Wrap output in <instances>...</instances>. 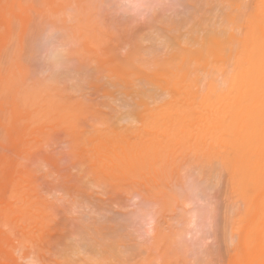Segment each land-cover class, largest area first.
<instances>
[{"label": "rangeland", "instance_id": "obj_1", "mask_svg": "<svg viewBox=\"0 0 264 264\" xmlns=\"http://www.w3.org/2000/svg\"><path fill=\"white\" fill-rule=\"evenodd\" d=\"M41 1L38 0L37 3V0H0V89H2V94L0 91V95L2 96H0V264H264V83L261 82V80L263 81L264 77L259 78L261 75L264 76V67H262V65H264V60H262L264 59V0H230L232 3H235L237 1L235 5L233 4V6L232 4H230L229 6V2L227 1H212V7L214 9L212 14L214 13L215 16L218 14L216 16V19L215 17L213 18V16H210L212 18H210L209 20L206 17V13H204V17L206 19L204 18L203 23H205L207 20L205 25L199 27L196 23L194 27H198V29L201 28L200 31H205L206 29H208L206 28V26L210 27L212 25L211 27H213V24L216 25L214 26L215 28L217 26V28H222L224 26V23H222V19H224L225 17H222L221 15L223 14L225 16V14L231 10L230 12L232 14L229 15H233L232 19L235 18V21L231 22L234 26H232V24L229 22V25H226V30L232 35V38L229 42H226L229 44L220 46L218 48L220 50H217V53L215 52L214 54H212V57L207 55L210 57L209 60L208 57H205V53L204 57L208 61H205L203 58L199 59V61L203 60L202 62L200 61L202 64H199L200 68L199 65L196 64L198 61L195 62L197 58L191 59V63L189 62L190 59L188 60V62L186 60V64L183 58H178L182 63L184 62V65L180 67L178 66L182 65L181 62H178L179 65L177 63L174 65V63H171V60L169 61L168 58L171 57L170 55L172 51L168 52L170 50L177 48L175 52L178 53L182 52L181 50L189 49L188 51L192 52L199 49L201 42H205L204 31L202 36V32L198 31L197 28V30L192 29L194 28L192 26V24L194 25V23H191L194 22L192 18L191 19L193 21L191 19L187 21L189 22L188 26L183 24L178 26V28L174 26L177 28H175V32H173V30H170L173 33L179 31L178 35L183 36L177 42L179 43L177 44L179 46L174 44L172 45L173 47H171V44L168 45V43L164 45L168 40V36L172 33L170 31H168L169 35H167L166 32H163L167 38L164 36L165 38L162 37V39H164L161 40L158 37L160 32L162 33L159 28L161 22H168L167 20H170L171 17V19L175 20L173 16H176L175 21H179L178 18L180 14L179 22L183 21L184 23V12H186L187 16H190V14H188L190 13V7L186 8L188 6L187 0H111L112 3L108 5H106L108 3L107 1H105L106 4H103L104 2H93V6L96 7H93L91 3L90 5H87L88 3L86 4V0H81V2L83 1L82 3L84 4V6L87 9L89 8V10L87 11H89L90 13H92L91 10L93 11V13L98 12V17L96 19L101 20H99L100 22L98 21L99 23H97V25L100 24L99 26L95 25L97 22V20L94 19L95 15L94 17L91 16L92 18H90L89 15L87 16L89 17L87 18V22L85 19L82 20L83 23H79V19L81 17H78L79 19H76V17L73 16V13L70 12L71 9H73L74 11L75 7L78 8V3L82 4L80 3V0H77L78 3L76 0V3L72 1V4H75L73 8H71L69 5L70 0H67V2L69 1L68 7L67 3H65L66 0H50L51 2L49 0V2L47 0H43V6H40ZM117 1L119 2V4L117 3ZM196 1L195 3H198V1L200 2L202 0ZM205 1L206 6H204V11L209 12V5L211 4H208L207 0ZM157 2H159L160 4H158ZM210 2L211 0L209 1V3ZM222 4H225V6H223ZM156 5L158 6L156 7ZM165 5L168 6L166 7ZM183 5L185 7H183ZM37 6H39V9H41L40 7H43L45 11V13H43L44 15L42 14V12L44 11L41 12L40 10L38 11L39 13L36 12V9H38ZM222 6L224 9H221V13L220 8ZM227 6H229V8H227ZM69 7L71 8L68 9L70 18L69 15H67L68 12L66 13V9ZM97 7L99 9H97ZM115 8L117 11H115ZM157 8L159 9V11H157ZM79 9H77L78 13L80 11ZM218 9L221 15L217 13ZM59 11L61 13L60 15H62V13H66L63 14V16L66 15L68 17V25H72L71 17L73 18V20L75 18L73 24H75V28L77 30V27H79L78 34L77 36L75 35L76 38L78 37V39L82 40L83 38H81V36L83 34L85 35V33L88 32V36H90L88 37L86 34V37H84L86 39L82 40L86 44H88L89 42L88 45H84L85 43L82 41H80V43H82L80 44L79 40L78 43L80 45L77 43L75 44L76 46L78 45L77 47L82 50V53L79 52L82 58L84 52V55L86 54V52H89L91 56H89L87 53V59L89 58V60L91 59L95 63L96 61H99L97 62V64L100 66V68H97L96 64H94L91 60L90 62H88L89 60L86 61V57H84L86 64L87 62L89 64L92 62L91 65H94L92 68H90L91 65L87 64L88 66H90L87 67L89 70L96 74V79L93 83L95 84L96 82V85L99 86L96 87L93 85L94 87H91L94 89H87L86 92L84 91L86 87H84L85 89L83 88L84 90H81L82 92H80L79 90L82 89L83 84H86L85 80V82L81 84L82 86H80V84H77L75 85L76 87L74 85H71L75 84L73 83L74 80L73 82H69L70 80H66L68 82L67 84H69L67 85L69 86V88L65 85L61 87L62 90H64L63 88H65V91L64 93L62 91L61 94V91L59 90V93L63 95V98L61 99L59 94L60 100L59 98H56L58 97V95H56L54 91L56 90L58 94V88H60V86L62 85L60 84V82L62 81H58L59 83L56 81L57 83L55 82L52 88H49L50 91L51 89H54L50 94L55 93L53 94L51 99V95L48 94L49 90H47L46 95H44L45 92L44 90L42 91L44 87L42 88L43 85L39 84L44 77L49 79L50 74L47 73L49 70L46 71L44 69H40L41 67L37 69L38 65L36 67L34 65H30L31 63H34L36 65L38 61L35 60L37 59V57H35L34 54L38 53L40 62H42L43 59L46 58L45 51H47L44 48L43 50L42 47L40 49L39 46L30 53V46L36 36L35 32L37 31V26H39V24L36 26L37 28L35 27L36 29H34V26L40 22V18L43 21L45 20L47 22L51 21L54 17L57 18L56 15L57 13H59ZM105 11L109 13L107 14L106 12V15H109V17L104 16ZM204 11L198 10L197 12H194V14L197 13L198 16H200L201 14L203 15ZM83 12H85L84 8ZM81 13H79V16H82ZM149 13H151V17L154 15L155 17L158 15L160 17H165L164 19L161 18L163 21L159 20L158 18H156L157 21H154L156 19H154L153 17V21L157 26L156 27L155 24L152 25V18L149 16ZM163 13L165 14L163 15ZM181 13H184V15H182L183 20L181 19ZM47 14L48 17L45 16ZM219 15L220 17H222L221 20L217 19ZM207 16L209 15L207 14ZM31 17H33V19ZM61 17L60 19L63 20ZM37 18H39V20ZM45 18L48 19L46 20ZM82 18L84 19L86 18V16L84 15V17ZM197 18L199 19V17ZM243 18L245 19V21ZM106 19H110V21H113L109 22L107 26L106 23L108 22ZM115 19H117V23L115 22ZM194 19L195 22H197L195 15ZM77 20L80 25L77 24ZM104 20L106 21V23L104 22ZM174 20L173 24L175 23ZM84 21L88 24V26L87 24L85 25V28L87 30H90L91 28L95 30L86 31L83 28V25L85 24ZM113 22H115V24ZM118 23L119 25L117 27L116 24ZM221 24L223 26L219 27ZM148 26L150 29H148ZM183 26L185 27V29L183 28ZM189 26L191 29H189ZM97 27L99 28L97 29ZM152 28L157 29L159 32L157 31L158 33H156V30L154 29V31L152 30ZM186 28L188 29V31L194 30L195 32H197V34L199 32V39L197 42H195L197 44L193 43L196 47H193L194 45L192 43V46L190 45V43H186L189 45L185 47L186 44L185 42H183V40L188 34ZM29 29L30 31H28ZM80 29H83L84 31L82 30L83 32H81ZM101 29H104L105 31L103 32V30ZM33 30L35 36L33 34ZM149 30L150 34H147ZM20 31H25V35L22 34L24 35L23 38H25L22 40L17 36V34L20 35ZM152 31L155 33H153ZM30 33L33 37L30 35ZM45 33H47V31ZM142 33H144V36ZM74 34L75 33H73V35ZM53 36L52 39L55 38L54 40H51L50 38L47 41H50L52 43L55 41L54 44L57 47V38ZM159 36L161 37L163 36V34ZM17 37L19 40L17 39ZM139 37L144 41L140 40ZM201 37H203V40L200 39ZM11 38L16 40H13ZM150 38H152V41ZM89 39H91V41ZM156 39L158 40L156 41ZM261 39H263V43L261 42ZM87 40L89 41L87 42ZM164 40L166 41L163 42ZM181 40L184 44L181 43ZM16 41H19L20 43L22 42V45L20 43L19 45ZM47 41V46H50L48 45L49 42L47 43ZM75 41L77 42V40ZM97 41L100 43H98ZM161 41L163 42L164 46L161 44ZM244 41L248 45H245ZM258 41H260L262 45ZM142 42L143 44H141ZM198 42L200 45H198ZM237 42L240 44L242 43L244 47L242 44V47L240 44L237 45ZM137 43H140V45H137ZM154 43L156 44L154 45ZM54 44L52 45L54 46ZM249 44H253V46L259 45V47H262L259 48L257 46H254V53L251 52L247 54V52H250L249 50H247ZM7 45L10 47H8ZM69 45L73 46V44L71 43H69ZM69 45L67 44L64 45V47L62 46L60 48H55L66 49V46ZM91 45H93V48ZM152 45L156 46L154 48L155 50H158H156L155 52L160 53V55L158 54L157 56L160 57L158 58V60L157 57L152 55V51L154 50H149ZM17 46L23 48L19 49ZM87 46L88 48L91 46L89 50ZM95 46L98 47L95 48ZM138 46H140L141 48H139ZM159 47H163L164 50H161V48ZM178 47L180 51L178 50ZM182 47L184 49H182ZM14 48L17 52L13 50ZM51 48L53 47L51 46ZM94 48L96 51L100 52L97 53L99 55V57L97 55L98 60H95L96 56L94 55L96 54V51L94 50ZM167 48H169L168 51ZM244 48L246 49L245 51H243ZM257 48H259V51L257 50V52H255ZM18 49L21 51L18 52ZM137 49L138 51L143 50V52H138ZM145 49H148L147 51H150L151 56L149 52V55L146 53L147 51H145ZM261 49L263 50L261 51ZM39 50L43 53H41ZM48 50L51 51V49ZM241 50V53H243L241 55H243V57L239 54ZM159 51H161L163 54ZM39 52L41 53V55L39 54ZM175 52L173 50L174 54H176ZM244 52L246 53L244 54ZM10 53L12 55H10ZM139 53L142 55H139ZM144 53L146 54L143 58ZM256 53H258L257 56L255 55ZM14 54L22 55L21 58L20 55H18L19 57L15 55V57L17 56V58H19L17 59L12 58ZM24 54L26 57L24 56ZM102 55L104 57H102ZM130 55L132 56L129 57ZM163 55H168L165 60L161 59L164 58ZM245 55H248L250 57L248 58V56ZM100 56L104 59L105 63H102L103 60H99L102 59ZM214 56L215 58H213ZM261 56L262 59L260 61L259 57L261 58ZM31 57L35 59L33 60ZM105 57H107L108 60L105 59ZM246 57L248 58V60L253 59L252 61L256 59L257 61L255 60V63L257 64H254L256 65V67L261 65L260 67H262L263 72L261 68L254 67L255 65H253L252 61L251 63L249 61H246V63H250H248L249 65L247 66L249 70H252L250 69V67H254L253 70H261L260 73H258L259 70L256 71L257 73L254 70V73L257 74V76L254 75L255 79L257 77L256 82L253 81L255 80L253 78L254 73L250 74L251 71L249 70H247L246 72L249 73V76L251 75V77H247L242 74L243 70H241V76L244 75L247 78L242 79L240 74L239 77L236 78H241V80H244V86H247V84L251 85L252 83V88H246L248 91H243V98L248 97V99H245V103L243 101L244 99L242 98V100L240 98V90H237V92H235L234 94L231 93L234 92L233 89L236 90L240 87H243L241 85L240 87H238V84H240L239 82L241 80H239V82L238 80L236 81L238 84H236L235 82L236 86L238 85L237 88L234 84L233 85L235 88H232V84L229 83V79H231V82H234L236 80H234L233 77L235 76V74L232 76L233 78L230 76L236 69H239V67L241 68L242 61L244 62L242 67H245L244 65H246V63L244 60L247 59ZM26 58H29V61L26 60ZM240 58H242V61L240 60ZM30 59L33 60V62H30ZM159 59L162 60H160L161 63L163 61H166L165 64L169 61L172 65L171 67L173 69L175 67L177 71L176 74L174 73L175 71H173V69L169 66L170 63H168V67L166 66L168 68L166 70L164 63L161 64L160 62H158ZM11 60L13 61V63L11 62ZM172 60L173 62L176 61H174V59ZM238 60H240V62H238ZM258 60L261 62V64H258ZM144 61L146 67L143 66ZM152 61L154 62V64L152 63ZM100 62L103 64L102 66ZM212 62L213 66H215L214 68L211 66L212 64H210ZM10 63H12V68H10L9 66ZM14 63L17 65L19 63L20 66L17 68L16 65L14 66ZM114 63L118 65H115ZM129 63L130 69H132L128 71V75H130V78L135 76L134 79H136V81L143 76L153 75L155 71H160V69H163V67L166 70V72L163 71L164 75L161 73V75L163 76H158V72H155L157 73L156 77L158 76V79L160 77H164L166 73L170 71L168 72V74L170 75L172 73L174 83L177 82L176 79L178 78L179 81L180 79L184 81L183 83L182 81H180L181 83L178 82L179 84L175 85L172 81L169 82L168 74L164 78V80H166L165 82L163 78H160L159 84H163L162 88L164 89V92L162 90H159L158 88L157 93H160V91L163 92L160 95L162 98L159 96V94L158 96L153 97L154 99L156 98L155 101L154 99L152 101V99L145 97L147 103L145 102L142 106L143 108L140 109V112L142 113H140V117L136 119V117L128 115L130 117L127 118L128 116L126 115V119L125 116L123 119V116H121V114L125 115L126 110L129 112L132 109L133 105L129 106L128 102H130L131 104L132 100L134 101V97L133 95L132 97H130L129 94H126L131 98V100L127 101L126 104L125 99L128 100V96H125V94L122 95L121 91L119 90V99H122V102L124 103L122 104V102H118L120 100L118 99L117 101L116 97L118 96H115L117 94V89L111 87L116 85V88L121 89L123 87V84L121 86L120 83L116 84L113 81L111 82L110 80V84L114 83V85L111 84V87L109 86L111 91L116 93L113 94L112 92H110V90L108 91L109 83L107 84V82L109 81V78L115 79V70H120L122 66L126 68L128 67L127 64ZM147 63L151 65H148ZM131 64L135 67H132ZM157 64L159 65V68ZM154 65H157V67H154ZM116 66H118V69L116 68ZM194 67L198 71H195ZM205 67L207 69H205ZM146 68L149 73L147 71H144V74L146 73V75H144L143 69L146 70ZM182 68L184 69L182 70ZM202 68H204L205 71ZM57 69L60 68L58 67L56 68V70ZM121 70L123 69L121 68ZM134 70H137L138 73L135 74L136 72ZM184 70H186L185 74L183 73ZM125 71L123 70V72L127 74ZM187 71L189 76L186 73ZM139 72L141 73L140 76ZM13 73H16L17 76L16 74L13 75ZM28 73H31L30 78ZM247 73L245 74L248 75ZM111 74H113V76L109 77V75ZM98 75H100L101 79L97 78L99 77ZM181 75H186L185 77H183L185 79L190 78L189 80L191 81H189L188 79H182L183 77H181ZM194 75L196 77H194ZM11 76H14V78L11 79ZM127 76L126 83L130 84L132 88L134 87V90L141 87L134 86L136 81H133V84L132 79H130V81L128 82L129 78L127 79ZM172 77L170 76L171 80ZM6 78L11 79L12 81H8ZM23 78L25 79L23 80ZM248 78L253 79H250L251 82H248ZM31 80L33 84L32 82H30ZM6 81L8 83H6ZM25 81H29L32 84V86H30L31 89L28 86L29 82L26 83ZM63 81L65 82V80ZM140 81L138 80L136 83L138 86V82L140 83ZM81 82H83V80L80 81V83ZM101 82L103 83L102 87L100 86ZM253 82H258V84H256V87L261 86V89L263 88V90L258 88L259 91H257L258 89L254 87L255 85H253ZM58 84H60V86ZM88 84L87 87L89 88ZM78 85L80 86V89H78L79 92L77 91V87L79 88ZM164 85L166 87L168 85L169 87H167L169 89H167V92H165L166 90ZM173 85L174 90L172 88ZM226 85L228 86V88L226 87ZM25 86L30 90L27 88L26 90ZM7 87L9 88L7 89ZM21 87H23L26 92ZM37 87H39V89L40 87L42 88V93L40 91H37L38 93L36 92ZM95 87L97 89H95ZM102 88H106L107 91L110 94L112 93L111 95L114 96L106 94L107 91H103ZM253 88L255 90H253ZM227 89H231L232 91L230 90V92ZM249 90H251V92L253 91V95H251L253 97L258 94V97H254L256 100L250 96ZM10 91H12V101L14 102L13 98L15 99V102L13 104L15 109L12 106L10 107ZM173 91L176 92L173 93ZM227 91L231 94L229 93L228 95ZM14 92L16 93L14 94ZM28 92L37 93L35 95L38 96V101H35L37 100V97L35 96L34 98V94L31 95ZM83 92L85 95L81 96ZM260 92H262L263 96L259 94ZM17 93L18 100L16 97H14L17 96ZM26 93L28 94V96H26ZM168 93L170 97L168 96ZM69 94L70 98L75 101L74 105V101H72L69 96H67ZM232 94L235 96L233 97ZM236 94H239L240 97H238V95L236 96ZM42 95L43 97H45L40 100ZM205 95L208 96L209 100L206 98L207 96L205 97V99H207L206 101L205 99L202 100V96ZM223 95H225L224 99L222 98ZM5 96L7 98H4ZM48 96L49 100L52 102H49V100L47 99ZM124 96L126 97L125 99ZM218 96H220L219 100L222 98L224 101L217 102ZM29 97L33 98V100L35 99L34 103L35 105L37 104L35 110L39 108L38 110H40V117L38 116V114L36 115L37 117L35 116L34 113L36 111L38 112V110L33 111L31 107L35 106L33 100L30 101L31 98L29 99ZM157 97L160 98L157 99ZM225 97H227V99L231 98V100L226 101ZM64 98L66 102L65 100H63ZM232 98L235 99L232 100ZM260 98H263L261 102L259 101ZM54 99H58L59 101H55ZM237 99L240 102L239 104L242 103L241 105L238 104V101L235 102V100ZM2 100L4 101V103ZM211 100H213V102ZM253 100H255L254 105ZM43 101L46 105L43 104ZM61 101H63L65 104L63 102L61 103ZM77 101L79 102V105L77 104ZM16 102L18 103L15 104ZM23 102L25 105L23 104ZM53 102H56V104ZM58 102L61 106L57 105ZM259 102L261 105L259 104L260 106H256L255 104ZM30 103L33 104V106H31ZM50 103L53 104L50 105ZM66 104L73 107H69ZM62 105L65 106L63 107ZM5 107L9 108L8 111ZM122 107L124 110L122 109ZM24 108L30 109L29 111L27 110L28 112H26V110L24 111ZM45 108L49 111V113L46 110V114H42L41 111H44ZM71 108L74 111H72ZM114 108H118L120 112H118ZM13 109L17 112H13ZM49 109L52 110L53 113ZM121 109L123 113L121 112ZM10 110L12 111V114H16L21 111L22 113H20L22 114V116L19 113L17 115L19 117L21 116L20 118L18 116H15L14 120L16 121H14L13 119L10 120V117L13 118ZM76 110L78 112H76ZM59 111H61L60 116H58ZM25 112L28 113V116L30 115L28 118H26L27 115L25 114ZM50 113L51 115L54 114V117H57L54 118L50 115ZM71 113L74 114L76 118H74ZM7 114H9L8 120L6 117ZM43 115L45 117H43ZM32 117L34 119H32ZM46 117L47 119H44ZM112 117H115V123L118 124H116L115 126H118V128L113 125L115 123L114 118ZM118 117H120L119 119L122 120L119 121ZM36 118L41 119L35 121ZM107 123L108 130L111 133L113 132V135L108 130L106 131L105 127ZM257 126L259 127L257 128ZM247 127H249L250 131L249 129H247ZM260 127L262 128V130ZM113 128L117 132H121V135H118L116 132V134L120 136V138L118 137V139L120 140L123 138L122 133L124 132V138L122 139L121 145H119L120 142L118 141L117 137L114 136L115 131H113ZM253 128L256 130H254ZM99 129H101V132L103 130V132L101 133ZM104 129L106 134H108L107 132H109V136L107 135L108 138L106 137L108 140L110 138V140L108 141L109 144L106 139V145L105 142L103 143L100 140V142H102L103 146L105 147H103L102 144L99 147L95 146L96 144L92 145V142L95 143L96 141L97 144H99V140H97L96 138H99L100 136L101 138L103 136V140L105 139ZM94 130H97V132L95 133ZM91 135H95L96 138L95 136L92 137ZM111 135L112 137H110ZM93 138L94 140H96L92 141ZM112 138L117 139L115 140V142L118 141L117 144H110L112 141L114 142V140H111ZM89 140L91 141L89 142ZM84 142L86 145H84ZM89 143L92 146H90ZM80 145H82L83 147H81ZM88 145L90 146V148L88 147ZM85 146H87L88 148ZM93 146L94 148H91ZM204 147H206L207 150ZM201 148L204 149V151L206 150V152H210L212 149L214 152L211 151V157H216V160H214V158L210 159L208 156H206L208 153L205 154L206 152L202 151ZM197 153H199V155ZM204 154L208 158L204 157ZM212 154H214V156ZM205 158L207 159V161L205 160ZM197 161L199 162L198 164L196 163ZM208 161L209 163H207ZM204 162L207 163V168H201L202 166L206 167V165H203ZM221 163L223 164L222 166L225 168V171L227 170V173L223 171ZM208 164L209 167L213 165L211 167V170L210 168H208ZM225 166H227L228 168H226ZM212 168H215L214 172L212 171ZM181 191L184 194L186 193L185 198L183 199L182 197H184V194L182 193L183 196L179 195V193L181 194ZM147 198H150L151 201L149 199L148 201ZM158 201L160 202L158 203ZM161 202L163 205H159ZM219 202L222 204H219ZM219 207L220 209H218ZM204 209L205 211H203ZM139 211L141 212L138 213ZM132 213L135 216H133ZM130 218L133 220H131ZM123 221L125 223H123ZM217 221L220 223V225ZM91 224L96 225L91 226ZM120 224L121 226L119 227ZM100 225H103V228ZM116 226L120 228L122 232L119 229V231L115 229ZM222 226L224 229L222 228ZM95 227L98 228L97 231L101 232L105 239L107 238L105 240V243L103 242L104 244L102 242L100 243V241H103V239L98 236V232L96 231ZM104 227L107 228V230L105 231L106 235L103 233L105 230ZM83 228L88 230L89 232L84 231ZM90 228L93 232L95 230L94 234H97L94 237H97V240L95 239L97 241V244H94V242L96 241L91 235L92 232ZM123 228L126 229H124L123 231ZM108 229L110 231L112 230L111 232H109L108 236L110 239L106 237L109 231ZM116 230L118 233H116ZM125 230H127L126 233H124ZM84 232L86 234L90 233L89 236L87 237ZM113 232L115 236H113ZM110 233L112 234V237L110 236ZM121 234L123 237L130 235V239L128 240L129 236H127L126 239H124V237L123 240L121 239L122 241H120L119 238L121 237ZM99 235L101 234L99 233ZM80 237L82 239H80ZM132 237H134V240L132 239ZM87 238L92 239V241L90 242V240H88ZM82 240H84L85 243L83 241V243L80 244ZM86 240H88V243L86 242ZM107 240L113 242L112 246H114V248H111L110 251V246L108 245H110L111 242L109 241V243ZM106 241L109 244H106ZM98 242L101 244V247L99 249ZM123 242L125 243L121 244ZM133 242H137L136 244L138 245L140 244L139 247L141 246V248H138V245L134 248ZM86 243L89 245H87ZM90 244H92L93 246ZM105 244L107 248L105 247ZM117 244L118 246H116ZM129 244H132L131 246L133 248L130 247ZM122 245H124L123 250ZM85 246L87 248H85ZM103 246L105 250L103 249ZM93 247L95 248L93 249ZM116 247H119L117 248L118 250H115L116 253L119 252L117 254L112 251ZM83 248H85V250ZM128 248L131 251H129ZM131 248L134 250V252L137 248V252L134 253ZM92 249L93 251L97 250V253H92ZM138 249H140L141 251H138ZM103 251L104 254L105 252H107L108 255H102ZM126 251L128 252V254ZM181 251H184L185 253L183 252L184 254H178L181 253ZM96 254L97 256H95ZM132 254L134 255V257ZM109 255H111V257ZM116 255L120 259L116 257ZM104 256L106 259H104Z\"/></svg>", "mask_w": 264, "mask_h": 264}, {"label": "bare ground", "instance_id": "obj_2", "mask_svg": "<svg viewBox=\"0 0 264 264\" xmlns=\"http://www.w3.org/2000/svg\"><path fill=\"white\" fill-rule=\"evenodd\" d=\"M40 1H41V0H40ZM42 1H43V0H42ZM42 1H41V3H40V4H41L40 6H43V2H42ZM45 1H46V0H45ZM47 1H48V0H47ZM49 1H50V0H49ZM49 1H48V2H49ZM72 1H73L74 3H76L77 0H76V1H75V0H70V2L68 1V2L70 3L69 5H70L71 8H73V7L75 6V4H74V5L72 4V3H73ZM78 1H79V0H78ZM78 1H77V3H78ZM83 1H84V0H83ZM83 1H82V2H83ZM88 1H89V2H88ZM105 1H107L108 3L106 4ZM112 1H113V0H112ZM112 1H111V0H109V1H108V0H86V4L88 3L87 5H90V3H91L92 6H93V5H94L93 2H95V3H96V2H97V3H99V2H104L103 4L108 5V4L112 3ZM152 1H153V0H152ZM180 1H181V0H180ZM182 1H183V0H182ZM195 1H196V0H195ZM195 1H194V0H187V5H188V6H187L186 8L190 7V8H189V12H190V13H188V14H190V16H187V15H186V12H184L185 15H184V13H183V14L181 13V19H182V15L185 16V17H184V18H185V19H184L185 22L189 21V20L192 18V19L194 20V22H191V21H190V22H191V23H194V25L192 24L193 27L196 25V23H197V25H198L199 27L205 25V23L207 22V20H206L205 23H203V22H204V18H205V17H204V13H206V17H207V19H209V20H210V18H212V17H210V16H213V18L215 17V19H216V16H217L218 14H217L216 16H215L214 13L212 14V12H213V10H214L213 7H212V6H213V4H212V1H213V0H211L210 3H209L210 0H207V3H208V4H211V5H209V9H210V11L212 10L211 12H210V11H209V12H208V11H206V12L204 11V10H205V9H204V6H206V5H205V3H206L205 0H202V1H200V2L198 1V3H195ZM217 1H218V0H217ZM220 1H221V2H222V1H223V2H224V1L229 2V3H228L229 6H230V4H232V6H233V4L235 5L236 2H237V1H236V2L234 1L235 3H232L231 1H233V0H231V1H230V0H220ZM239 1H240V0H239ZM48 2H47V3H48ZM50 2H51V1H50ZM68 2H67V0H66V2H65V3H67V7H68ZM82 2H81V0H80V3H82ZM148 2H149V1H148ZM161 2H162V1H161ZM196 2H197V1H196ZM213 2H215V1H213ZM221 2H219V3H221ZM230 2H231V3H230ZM37 3H38V0H37ZM84 3H85V2H84ZM113 3H114V2H113ZM117 3L119 4L118 1H117ZM155 3H156V1H155ZM155 3H154V4H155ZM157 3L160 4L159 2H157ZM183 4H184V3H183ZM214 4H215V3H214ZM44 5H45V2H44ZM77 5H78V8L75 7V8H74V9H75L74 11H73V9H71L70 7L67 8V9H66V13L69 11L68 9H71L70 12L73 13V16H75L76 19H79L78 17H81V18H80L81 21H80V19H79V23H80V22L83 23L82 20H85V19H86V22H87V18H89V17L92 18L91 16L94 17V15H95L94 19H96V18L98 17V16H97L98 12L93 13V11L91 10V12H92L93 14L90 13L89 11H87V10H89V8L87 9V8L84 6L83 3H82V4H79V3H78ZM77 5H76V6H77ZM97 5H98V4H97ZM180 5H181V4H180ZM185 5H186V4H185ZM219 5H220V4H219ZM222 5H223V4H222ZM238 5H239V4H238ZM240 5H241V4H240ZM65 6H66V4H65ZM79 6H80V7H79ZM81 6H82V7L84 6L83 8H84V11H85V12H83V8H82ZM101 6H102V5H101ZM101 6H100V7H101ZM149 6H150V5H149ZM157 6H158V5H156V7H157ZM165 6H166V5H165ZM167 6H168V5H167ZM167 6H166V7H167ZM181 6H182V5H181ZM210 6H211V7H210ZM214 6H215V5H214ZM223 6H225V4H224ZM223 6L220 8V11H221V9H224ZM229 6H227V8H229ZM37 7H38V9H36ZM37 7L35 8V9H36V12H38V11H40V10H41V12L44 11L43 7H40L41 9H39V6H37ZM56 7H57V6H56ZM56 7H55V8H56ZM93 7H96V6H93ZM102 7H103V6H102ZM153 7H154V6H153ZM160 7H161V6H160ZM183 7H185V6L183 5ZM207 7H208V6H207ZM207 7H206V8H207ZM47 8H48V6H47ZM79 8H80V9H79ZM81 8H82V9H81ZM149 8H150V7H149ZM214 8H215V7H214ZM227 8H225V9H227ZM231 8H232V7H231ZM234 8H235V6H234ZM238 8H239V7H238ZM238 8H237V9H238ZM42 9H43V10H42ZM52 9H53V8H52ZM77 9L80 10L79 13L82 12V13H81L82 16H79L80 14L78 13V10H77ZM85 9H86V10H85ZM97 9H99V8L97 7ZM157 9H158V8H157ZM190 9H191V11H190ZM240 9H241V8H240ZM64 10H65V7H64ZM81 10H82V11H81ZM108 10H109V9H108ZM168 10H169V9H168ZM198 10H199V11H204V12H203V15L200 13L201 15L199 14L200 16H198V14L196 13V14H197V16H196V14H194V12H197ZM206 10H207V9H206ZM229 10H230V9H229ZM229 10H228V11H229ZM55 11H56V10H55ZM62 11H63V10H62ZM86 11H87V12H86ZM94 11H95V10H94ZM115 11H117L116 8H115ZM152 11H153V10H152ZM157 11H159V9H158ZM157 11H155V12H157ZM160 11H161V10H160ZM163 11H164V10H163ZM166 11H167V10H166ZM215 11H216V10H215ZM220 11H219V9H218V12H217V13H219V14L221 15L222 11H221V13H220ZM230 11H231V10H230ZM230 11H229V12H230ZM232 11H233V9H232ZM239 11H240V10H239ZM57 12H58V11H57ZM63 12H64V11H63ZM88 12H89V13H88ZM106 12H107V11L104 12V16H108V17H109V15H106ZM229 12H227L228 14L226 13L225 16H224L223 14L221 15L222 17H225L224 19H222V20H223L222 23H224V26H223L222 24L219 26V27L223 26L222 28H217L218 26L215 28L214 26H216V25L213 24V27H211L212 25H211L210 27H209V26H208V27L206 26V28H208V29H206L205 31L202 29V30L204 31V37H205L204 39H205V42H201V45H200L199 42H198V45H200V46H199V49H197V50H195V51H192V52H191V51H188L189 49H188V50H186V49H185V50H181L182 52H178V50H179V47H178V50H177L178 53L175 52L177 48H176V49H173L174 52L176 53V54H174V53H173V50L168 51L169 48H167V51H168V52H171V51H172L171 55L169 54L171 57H168V58H169V61L171 60V63H174V65H175L176 63L179 65V63H180L181 61H180L178 58H180V59L183 58V60L185 61V64H186V60H187V62H188V60L190 59L189 62L191 63V61H192L191 59H196V58H197V60H195V62L198 61L196 64L199 65V64H201V62L203 61V60H200V61H201V62H200L199 59L203 58V59L206 61V60H207L206 58L208 57V60H209V58L212 57V54H214L217 50H220V49H218L220 46H222V45H224V44H229V43H226V42H229V41L231 40L232 35H231L230 33H228V31L226 30V27H227L226 25H227L229 22L231 23V22L235 21V20H234L235 18L232 19V18H233V17H232L233 15H231V16L229 15V14H232V13H231V12L229 13ZM38 13H39V12H38ZM38 13H37V17H38ZM43 13H45V11L42 12V14H43ZM47 13H48V12H47ZM66 13H62V15H60L61 13H60V11H59V13H57V15H56L57 18L54 17V18L52 19V18L50 17L52 20L49 21V22H47V21H45V20L43 21V20L40 18V22L37 23V24L34 26V29H36L37 27H38V29H37V31L35 32L36 36H35V34H34V30H33V34H34L35 38H34V40H33V43H32L31 46H30V47H31V48H30L31 50L29 49V50H30V53H31V51L33 52V50H35V49H36L37 47H39V46H40V47H39L40 49H41V47H42V49L44 48L45 50H47V51H45V52H46V53H45V54H46V58H44V59L42 58V59H43L42 62H40V59H39L40 57H39V55H38V53H37V54H34L35 57H37V59L31 57L33 60H34V59H35V60H38L37 63H36V61H35L36 65H35L34 63H31V64L29 63V64H30V65H34L35 67L38 65L37 69H39V67H41L40 69H44V70H46V71H48V70L50 71V72H49V71L47 72L48 74H50V75H49V76H50L49 79H48V78H45V77L43 76L45 79L43 78V80H41L40 83H39V84L43 85L42 88L44 87V89H42L41 87H40V89H39V87H37L36 92H37V91H40V92L42 93V91L44 90V92H45L44 95H46V93H47L46 91L49 90V88H52V86L55 84L56 81H57V82H58V81H59V82L62 81V82H60V84H62L61 86H60V84H58V85L60 86V88H58V94H57L56 90L54 91V92L56 93V95H58V97H56V95H55L56 98H59V94H60L59 92H60V91H61V94H62V91H63V93H64L65 88H63L64 90H62L61 87H63L64 85H65V86L69 85V84H67V83H68L67 81H69V80H70L69 82H73V80H74L73 83H75V84H71V85H74V86L77 85V84H80V86H82L81 84L84 83V82L86 81V84L84 83L85 86H84V84H83L82 89H80V86L78 85L79 88L77 87V91H78V89H80V90H79L80 92H82V91L85 89L84 87H86V89L84 90V91L86 92L87 89H88V90H89V89H91V90L94 89V88L91 87V86H93V85L96 86V87L99 86V85H96V82H95V84L93 83V82L95 81V79H96V74H95L94 72H92L91 70L88 69V67H90V66H88V65H91L92 62H93V60L90 59L92 62L89 64L88 62H90V60H89V58L87 59V55H86V54L88 53L89 56H91V55L89 54V52H86V54L84 55V53H85V52H84V53H83V58H82L81 55H80V53H79V52L82 53V50L79 49V48L77 47L78 45L76 46V44H75V43L79 44L80 41H82L83 39H86V38H84V37H86V36H85L86 34H87V36H88V32H86V31H91V30H95V29H92V28L90 27L91 29H90V30H87V29L85 28V25H86L87 23H85V21H84L85 24H84V25L82 24V25L84 26L83 28L86 30V31H85L86 33H85V35H84V34L82 35V33H81V35H82L81 38H83L82 40L78 39V37L76 38V36H77V34H78L79 27H77L78 30L75 28V24H73V21L75 20V18H74V20H73L72 17H71V19H72V21H71L72 25H68V17H67L66 15H64L65 17L63 16V14H66ZM71 13H70V14H71ZM74 13H75V15H74ZM83 13H84V14H83ZM153 13H154V12H153ZM158 13H159V12H158ZM161 13H162V12H161ZM198 13H199V12H198ZM210 13H211V15H210ZM42 14H41V15H42ZM52 14H53V13H52ZM58 14H59V16H58ZM87 14H88V15H87ZM102 14H103V13H102ZM107 14H109V13L107 12ZM150 14H151V13H149V16H150ZM164 14H165V13H163V15H164ZM207 14H208L209 16H207ZM43 15H44V14H43ZM67 15H69V12H68ZM71 15H72V14H71ZM84 15L86 16V18L83 19L82 17H84ZM89 15H90V16H89ZM114 15H115V14H114ZM146 15H148V14H146ZM156 15H157V13H156ZM175 15H176V14H175ZM177 15H178V14H177ZM194 15H195V17H196V19H197V22H195ZM220 15H219L218 18H217V19H219V20H221V18H222V17H220ZM45 16L48 17V14L45 15ZM45 16H44V17H45ZM61 16H62V17H61ZM87 16H89V17H87ZM101 16H103V15H101ZM166 16H167V15H166ZM236 16H237V15H236ZM60 17H61L63 20H61ZM63 17H64V18H63ZM110 17H111V16H110ZM114 17H115V16H114ZM114 17H113V18H114ZM150 17H151V16H150ZM153 17H154V19L158 18L159 20L163 21L161 18L164 19L165 16H163V17H160L159 15L156 16V17H155V15L152 16V17H151V18H152L151 21H152V23H153L152 25L155 24L154 21H157V19L154 20ZM159 17H160V18H159ZM170 17H171V16H170ZM197 17H199V19H198ZM239 17H240V16H239ZM31 18L33 19V17H31ZM35 18H36V16H35ZM66 18H67V19H66ZM69 18H70V15H69ZM100 18H102V17H100ZM104 18H106V17H104ZM116 18H117V17H116ZM171 18H172V17H171ZM171 18H170V20H167L168 22H163V23H162V22H161V23L158 22V23L161 24L160 26H159V24H158V26H159V28H160V31H162V33L160 32L159 35L163 34V36H161V37L158 35V37H159L161 40H163V39L166 37V35H165L163 32H166V34L169 35V34H168V31L173 30V32H175V30L178 28V26L183 25V24H185V25L188 26V24H189V22H187V23H185V22L183 23V21H182V22H179V21H180V14H179V18H178L179 21H175V20H176V16H175V17L173 16V18H175V20H174V19H171ZM244 18H245V17H244ZM244 18H243V19H244ZM37 19L39 20V18H37ZM45 19H46V18H45ZM47 19H48V18H47ZM47 19H46V20H47ZM165 19H166V18H165ZM167 19H168V17H167ZM186 19H187V20H186ZM192 19H191V20H192ZM205 19H206V18H205ZM263 19H264V18H263ZM29 20H30V19H29ZM92 20H93V19H92ZM96 20H97V19H96ZM99 20H100V19L97 20V22H96L95 25H97V23H99V22L101 21V20H100V21H99ZM106 20H107V19H106ZM111 20H112V19H111ZM132 20H135V19H132ZM153 20H154V21H153ZM159 20H158V21H159ZM171 20H172V21H171ZM173 20H174V22H175L174 24H176V25L173 24ZM182 20H183V19H182ZM193 20H192V21H193ZM98 21H99V22H98ZM112 21H113V20H112ZM112 21H110V19H109V20H107L108 23H106V21L104 20V22L106 23L107 26H108L109 22H112ZM118 21H119V20H118ZM151 21H150V22H151ZM165 21H166V20H165ZM169 21H171V22H169ZM244 21H245V19H244ZM28 22H29V21H28ZM69 22H70V21H69ZM115 22L117 23V19H115ZM115 22H113V23L115 24ZM119 22H120V21H119ZM134 22H135V21H134ZM134 22H133V23H134ZM176 22H179V23H176ZM40 23H41V24H40ZM71 23H70V24H71ZM79 23H78V20H77V24H79ZM90 23H91V22H90ZM90 23H89V26H90ZM235 23H236V22H235ZM235 23H234V24H235ZM243 23H244V22H243ZM38 24H39V26H37ZM77 24H76V26H77ZM91 24H92V23H91ZM101 24H102V23H101ZM207 24H208V23H207ZM231 24H232V26H234L233 23H231ZM263 24H264V23H263ZM79 25H80V24H79ZM82 25H81V27H82ZM99 25H100V24H98L97 26H99ZM102 25H103V24H102ZM116 25H117V27H118L119 23L116 24ZM133 25H134V24H133ZM228 25H229V24H228ZM258 25H259V24H258ZM261 25H262V24H261ZM36 26H37V27H36ZM87 26H88V24H87ZM107 26H106V27H107ZM155 26H156V24H155ZM174 26H176L177 28L174 27ZM190 26H191V24H190ZM190 26H189V29H191ZM236 26H237V24H236ZM35 27H36V28H35ZM102 27H103V26H102ZM110 27H111V26H110ZM112 27H113V26H112ZM128 27H129V26H128ZM146 27H147V25H146ZM156 27H157V26H156ZM259 27H260V26H259ZM259 27H258V28H259ZM88 28H89V27H88ZM98 28H99V27H97V29H98ZM175 28H176V29H175ZM183 28L185 29L184 26H183ZM187 28H188V27H187ZM187 28H186V31H188ZM196 28L198 29V27H196ZM196 28L194 27V28H192V29L197 30ZM31 29H32V28H31ZM115 29H116V27H115ZM148 29H150L149 26H148ZM154 29H155V28H154ZM154 29L152 28V30H154ZM180 29H181V28H180ZM204 29H205V28H204ZM75 30H76V31H75ZM80 30H81V29H80ZM82 30H83V29H82ZM82 30H81V32L84 31V30H83V31H82ZM99 30H100V29H99ZM101 30H103V32L105 31L104 29H101ZM155 30H156V33L159 32L157 29H155ZM155 30H154V31H155ZM200 30H201V28L198 29V31H200ZM25 31H26V30H25ZM25 31H20V35L17 34V36L19 37V39L22 40V39L25 38V37L23 38V36L25 35V34H24ZM28 31H30V29H29ZM46 31H47V33H45ZM48 31H49V32H48ZM97 31H98V30H97ZM157 31H158V32H157ZM203 31H200V32H202V36H203ZM21 32H22V33H21ZM26 32H27V31H26ZM76 32H77V33H76ZM149 32H150V30L148 31L147 34H150ZM152 32H153V31H152ZM152 32H151V34H152ZM170 32H172V31H170ZM173 32L168 36V40H167V41H166V40L163 41V42L166 41V43H165L164 45H166V44L168 43V45L171 44L170 46L173 47L172 45H174V44H176V45L179 44V43H177V42H178V41L180 40V38H182L183 36H179V35H178L179 31H176V33H173ZM259 32H260V31H259ZM73 33H75V34L73 35ZM89 33H90V32H89ZM92 33H93V32H92ZM153 33H155V32H153ZM181 33H182V32H181ZM256 33H257V32H256ZM22 34H24V35H22ZM26 34H27V33H26ZM28 34H29V32H28ZM53 34H54V36H53ZM55 34H56V36H55ZM142 34H143V36H144V33H142ZM182 34H183V33H182ZM186 34H187V32H186ZM198 34H199V32H198ZM198 34H197V32H195L194 30H190V31H188V34L185 36L186 38L183 40V42H185V44H186V43H190V45L192 46L193 43H195V42L198 41V39H199ZM233 34H234V33H233ZM30 35H31V33H30ZM57 35H58V36H57ZM75 35H76V36H75ZM79 35H80V31H79ZM156 35H157V34H156ZM31 36H32V35H31ZM52 36L57 38L56 41H57V43H58V44H57V45H58V46H57L58 48H60V47H62V46L64 47V45H67V44L69 45V43L73 44V46H72V45L66 46V49H56L57 47H56L55 44H54L55 41H54L53 43L50 42V41H47V40H49L50 38H51V40H54L55 38L52 39ZM89 36H90V35H89ZM89 36H88V37H89ZM164 36H165V37H164ZM177 36H178V37H177ZM18 37H17V39H18ZM21 37H22V38H21ZM32 37H33V36H32ZM140 37H141V36H140ZM140 37H139V38H140ZM150 37H152V36H150ZM153 37H156V36H153ZM162 37H164V38L162 39ZM255 37H256V36H255ZM15 38H16V37H15ZM29 38H30V36H29ZM91 38H92V37H91ZM139 38H138V40H139ZM143 38H147V37H143ZM148 38H149V36H148ZM166 38H167V37H166ZM233 38H235V37H233ZM11 39H13V38H11ZM19 39H18V40H19ZM32 39H33V38H32ZM150 39H151V41H152V38H150ZM160 39H159V40H160ZM200 39L203 40V37H201ZM13 40H16V39H13ZM59 40H60V44H61V45L59 44ZM75 40H77V42H76ZM78 40H79V43H78ZM89 40L91 41V39H89ZM89 40H87V42H88ZM97 40H98V39H97ZM140 40H142V39L140 38ZM145 40H146V39H145ZM148 40H149V39H148ZM157 40H158V39H156V41H157ZM24 41H25V40H24ZM31 41H32V40H31ZM46 41H47V43H48V42L50 43V44L48 43V45H50V46H47ZM92 41H94V40H92ZM99 41H100V40H99ZM142 41H144V40H142ZM153 41H154V40H153ZM186 41H187V42H186ZM199 41H200V40H199ZM262 41H263V39H261V42H262ZM16 42H17V41H16ZM82 42H84V41H82ZM97 42H98V41H97ZM97 42H96V43H97ZM100 42H101V41H100ZM100 42H98V43H100ZM163 42L161 41V44H162V45H163ZM183 42H182V40H181V43H182V44H184ZM238 42H239V41H238ZM238 42H237V43H238ZM241 42H242V40H241ZM258 42H260V41H258ZM258 42H257V43H258ZM261 42H260V44L262 45L263 42H262V43H261ZM17 43L19 44L20 42L18 41ZM17 43H15V44H17ZM26 43H27V42H26ZM28 43H29V39H28ZM30 43H31V42H30ZM84 43H85V42H84ZM84 43H83V44H84ZM135 43H136V42H135ZM159 43H160V42H159ZM191 43H192V44H191ZM244 43H245V41H244ZM254 43H255V42H254ZM20 44L22 45V42H21ZM20 44H19V45H20ZM52 44H54V46H53ZM80 44H82V43H80ZM80 44H79V45H80ZM88 44H89V42H88ZM88 44L85 43L84 45H88ZM91 44H92V42H91ZM93 44H94V43H93ZM138 44L140 45V43H137V45H138ZM141 44H143V42H142ZM148 44H149V43H148ZM155 44H156V43H154V45H155ZM161 44H160V45H161ZM195 44H197V43H195ZM230 44H231V42H230ZM239 44H240V43H238L237 45H239ZM241 44H242V43H241ZM241 44H240V45H241ZM246 44H247V43H245V45H246ZM255 44H256V43H255ZM43 45H44V47H43ZM137 45H133V46H137ZM150 45H151V44H150ZM150 45H149V47H150ZM164 45H163V46H164ZM180 45H181V44H180ZM187 45H189V44H186L185 47H186ZM193 45H194V44H193ZM242 45H243V44H242ZM242 45H241V47H242ZM247 45H248V44H247ZM7 46H8V45H7ZM46 46H47V47H46ZM51 46H52L53 48H51ZM70 46H72V47H70ZM91 46H92V48H93V45H91ZM91 46H90V47H91ZM177 46H179V45H177ZM252 46H253V44H252V45L249 44V47H248L247 50H249L250 52H247V54H248V53H251V52L254 53V51H253V50L255 49L254 46L259 47V45H254L253 47H252ZM8 47H10V46H8ZM15 47H16V46H15ZM17 47H18V46H17ZM45 47H46V48H45ZM48 47H50V48H48ZM55 47H56V48H55ZM79 47H80V46H79ZM90 47H89V48H90ZM97 47H98V46H97ZM97 47L95 46V48H97ZM138 47L141 48L140 46H138ZM155 47H156V46H153V45H152V47H151L149 50H151V49L154 50V51H152V55L155 56V57H157L158 54L160 55V53L155 52V51L157 50V49H156V50L154 49ZM188 47H189V46H188ZM193 47H196V46L194 45ZM238 47H239V46H238ZM243 47H244V45H243ZM260 47H262V46H260ZM260 47H259V48H260ZM11 48H12V47H11ZM18 48L20 49V48H23V47H18ZM87 48H88V46H87ZM87 48H86V49H87ZM89 48H88V50H89ZM95 48H94V50H95ZM139 48H138V49H139ZM142 48H143V47H142ZM159 48H161V47H159ZM164 48H165V47H164ZM180 48H181V47H180ZM245 48H246V47H245ZM245 48H244V50H243V49H242V50L245 51V50H246ZM252 48H253V49H252ZM259 48H257L255 52H257V50L259 51ZM16 49H17V48H16ZM19 49H18V52L21 51V50H19ZM27 49H28V48H27ZM44 49H43V50H44ZM48 49H51V51H49ZM138 49H137V51H138ZM162 49H163V47L161 48V50H162ZM182 49H184V48L182 47ZM190 49H191V48H190ZM240 49H241V48H240ZM251 49H252V51H251ZM13 50H14L15 52H17V51L15 50V48H14ZM29 50H28V52H29ZM80 50H81V51H80ZM98 50H99V49H98ZM134 50H136V49H134ZM147 50H148V49H145V51H147ZM159 50H160V49H159ZM163 50H164V49H163ZM223 50H224V49H223ZM223 50H221V51H223ZM242 50H241L240 53H239L240 55L243 54V53H241ZM262 50H263V49H261V51H262ZM22 51H23V50H22ZM26 51H27V50H26ZM37 51H38V50H37ZM39 51H40V50H39ZM95 51H96V50H95ZM157 51H158V50H157ZM179 51H180V50H179ZM238 51H239V50H238ZM261 51H260V52H261ZM6 52H8V51H6ZM15 52H14V53H15ZM40 52H41V51H40ZM40 52H39V54L41 55V53H43V52H41V53H40ZM93 52H94V51H93ZM130 52H131V51H130ZM132 52H133V51H132ZM138 52H143V50H142V51L140 50V51H138ZM148 52H149V54H150V56H151L150 51H147L146 53L148 54ZM154 52H155V53H154ZM159 52H161V51H159ZM231 52H232V51H231ZM34 53H35V52H34ZM90 53H91V50H90ZM97 53H100V52H99V51H96V54H95L94 56H96L97 59L95 58V60H98V57H99V55H98ZM135 53H136V52H135ZM135 53H134V55H135ZM146 53L143 54V58H144V55H145ZM153 53H154V54H153ZM161 53H162V52H161ZM205 53H206V56H205L206 58L204 57ZM208 53H209V54H208ZM216 53H217V52H216ZM220 53H221V52H220ZM245 53H246V52H244V54H245ZM253 53H252V54H253ZM258 53H259V52H258ZM258 53H256L255 55L257 56ZM27 54H28V53H27ZM101 54H102V53H101ZM130 54H131V53H130ZM136 54H137V53H136ZM149 54H148V55H149ZM162 54H163V53H162ZM172 54H174V55H172ZM260 54H261V53H260ZM260 54H259V55H260ZM10 55H12V54L10 53ZM15 55H17V54H14V56H13V57L11 56V57H12V58H17V56L20 55V58H21V55H22V54H18L16 57H15ZM97 55H98V57H97ZM139 55H142V54L139 53ZM207 55H209L210 57L207 56ZM24 56H25V54H24ZM32 56H33V55H32ZM89 56H88V57H89ZM131 56H132V55H130L129 57H131ZM167 56H168V55H166V56L163 55L164 58H161V59L165 60V59L167 58ZM215 56H216V55H215ZM215 56H214L213 58H215ZM217 56H218V54H217ZM241 56L243 57V55H241ZM241 56H240V57H241ZM245 56H248V55H245ZM245 56H244V57H245ZM263 56H264V55H263ZM18 57H19V56H18ZM25 57H26V56H25ZM29 57H30V54H29ZM43 57H44V56H43ZM84 57H86V61L89 60V61L87 62L88 65L86 64V61L84 60ZM92 57H93V56H92ZM100 57H101V56H100ZM102 57H104V56L102 55ZM102 57H101V58H102ZM155 57H153V58H155ZM173 57H176L177 59H176V58H173ZM249 57H250V56H248V58H249ZM90 58H91V57H90ZM127 58H128V57H127ZM127 58H125V59H127ZM133 58H134V57H133ZM143 58H142V59H143ZM151 58H152V57H151ZM158 58H160V57H157V60H158ZM246 58H247V57H246ZM248 58H247L246 60H244L245 63H246V61H249V62L251 63V61L253 60V59H252V60H248ZM253 58H254V57H253ZM9 59H11V58H9ZM17 59H19V58H17ZM93 59H94V58H93ZM105 59H107V57H105ZM136 59H137V57H136ZM136 59H135V60H136ZM148 59H149V58H148ZM161 59H159L158 62L161 63V61H162ZM172 59H174V61H175V60H176V61L173 62ZM241 59H242V58H240V60H241ZM261 59H262V56H261V58L259 57V60H260V61H261ZM7 60H8V59H7ZM26 60L29 61V58H26ZM30 60H31V59H30ZM33 60H31L30 62H33ZM95 60H94V61H95ZM99 60H103L102 63H105V61H104L103 58H102V59H99ZM107 60H108V59H107ZM160 60H161V61H160ZM208 60H207V61H208ZM211 60H212V59H211ZM215 60H216V59H215ZM215 60H214V61H215ZM240 60H238V62H240ZM255 60H256V59H254V61H252V62H253V65L257 64V63H255L257 60H256V61H255ZM259 60H258V62H259L258 64H261V62H260ZM262 60H264V59H262ZM17 61H18V60H17ZM19 61H20V60H19ZM140 61H141V60H140ZM145 61H146V59H145ZM145 61L143 62L144 65L142 64L143 66H145ZM169 61H168V63H170ZM214 61H213V62H214ZM241 61H242V60H241ZM11 62L13 63L12 60H11ZM26 62H27V61H26ZM38 62H40V63H38ZM97 62H99V61H96V63H95V62H93V63L96 64L97 68H100V66L97 64ZM154 62H155V60H154ZM154 62L152 61L153 64H154ZM165 62H166V61H165ZM165 62L163 61L161 64L164 63L165 67H166V66L168 67V63L165 64ZM178 62H179V63H178ZM199 62H200V63H199ZM213 62L210 63V64H212L211 66L214 68L215 66H213ZM249 62H247L246 65H244L245 67H242V66H243V63H244V62L242 61V66H241V68L239 67V69H236V70H235L236 72L234 71L233 74H232L230 77H232V76L235 74V76H233V77H234V80H235L237 77H239V74H240L241 70H243V71H242V74H244L245 76L248 77V76H249V73H247L246 71L249 70L248 67H247V66L250 64ZM12 63L9 64L10 68L13 67V66H12ZM15 63H16V62H15ZM15 63H14V66L16 65L17 68H18V67L20 66V64L18 63V65H17V64H15ZM22 63H23V62H22ZM102 63L100 62L101 66L103 65ZM138 63H139V62H138ZM150 63H151V62H150ZM160 63H158V64H160ZM171 63H170V65H169L170 67L172 66ZM190 63H189V66H190ZM248 63H249V64H248ZM254 63H255V64H254ZM262 63H263V62H262ZM114 64H115V65H118V64H116V63H114ZM139 64H140V63H139ZM147 64H148V63H147ZM158 64H157V65H158ZM181 64H182V65H179L178 67L183 66V65H184V62H183V63L181 62ZM192 64H193V62H192ZM131 65H132V64H131ZM148 65H151V64H148ZM157 65H154V67H157ZM164 65H163V66H164ZM187 65H188V63H187ZM187 65H186V66H187ZM201 65H202V64H201ZM251 65H252V64H251ZM253 65H252V66H253ZM87 66H88V67H87ZM93 66H94V65H93ZM93 66L91 65L90 68H92ZM98 66H99V67H98ZM112 66H113V65H112ZM127 66H128V67H126V68H125L124 66L121 67L124 71L126 70L125 72H126L127 74H125V73L123 72V70H121V68H120V66H119L120 70H115V72H114V75L116 76V77L114 76L115 79H112V78L110 79V78H109V81L107 82V84H108V83L110 84V80H111V82L113 81V82L116 83V84L120 83L121 86H122V84H123V87H122L121 89H118V88L115 87L116 85H114V83H113V84L111 83V84L114 85V86H112L111 84H110V85L108 84V88H109V86H110V87L112 86L111 88L117 89V92L115 91L117 94L114 93L113 91H111L110 88L108 89V91L110 90V92H112L113 94H116L115 96H118V97H116L117 101H118V99L120 98V97H119L120 91H121V94H122V95L125 94V96H128V95H126V94H129L130 97H132V95H133V97H134V101L132 100V103H131V104H130V102H128L129 106H130V105H133V106H132V109H131L129 112L125 109V110H126L125 115H124V114H123V115L121 114V116H123V119H124V116H125V119H126V117H127L128 115H130V116H132V117H136V119H138V117H140V113H141V112H140V109L143 108L142 106L144 105L145 102L147 103V100H145V97L150 98V99H152V101H153V99H154L153 97L158 96V94H159V96H160V95L164 92V89L162 88V87H163V86H162L163 84H161V85L159 84V79H160V78H161V79L163 78V80H164L165 76H167L168 72H170V71H168L164 77H160L159 79H158L157 77H158V76H163V75H164V74H163V71L166 72V70L168 69L167 67H166V70H165L164 67H163V69H160V71H159V70L155 71V72H158V74H159L157 77H156V74H157V73H155V72H154L155 76H154V74H153V75L143 76V77L137 79V81H138V80L140 81V79H141L140 83L138 82V84H139V86H138V85L136 84V83H137L136 79H134L135 76L131 75V76H133V77L130 78V75H128V71L132 69V68L130 69V63L127 64ZM133 66H134V65H132V67H133ZM152 66H153V65H152ZM260 66H261V65H260ZM260 66H257V67L261 68V70H262V67H264V65H262V67H260ZM7 67H8V66H7ZM58 67H59L60 69H57V70H56V68H58ZM117 67H118V66H116V68H117ZM134 67H135V66H134ZM145 67H146V66H145ZM145 67H144V68H145ZM173 67H174V66H173ZM178 67H176V68H178ZM187 67H188V66H187ZM195 67H196V66H195ZM195 67H194V68H195ZM201 67H202V66H201ZM249 67H250V66H249ZM254 67H256V65H255ZM254 67H250V69L253 70ZM257 67H256V68H257ZM101 68H102V67H101ZM107 68H108V67H107ZM112 68H114V67H112ZM116 68H114V69H116ZM152 68H153V67H152ZM158 68H159V65H158ZM171 68H172V67H171ZM199 68H200V65H199ZM244 68H245V69H244ZM8 69H9V68H8ZM117 69H118V68H117ZM127 69H128V70H127ZM172 69H173V68H172ZM179 69H180V68H179ZM179 69H178V72H179ZM183 69H184V68H182V70H183ZM191 69H192V68H191ZM202 69L205 71V69H207V68L205 67V69H204V68H202ZM202 69H201V71H202ZM263 69H264V68H263ZM92 70H93V69H92ZM104 70H105V68H104ZM148 70H149V67H148ZM148 70H147V68H146V70L143 69V74H144V71H147V72L149 73ZM154 70H156V69H154ZM154 70H152V71H154ZM169 70H170V68H169ZM180 70H181V69H180ZM194 70H195V71H198L196 68H195ZM194 70H191V71H194ZM252 70H249V71H251L250 74H253L255 69H254L253 71H252ZM258 70H259L258 73H260V71H261L260 69H256L255 72L258 71ZM134 71H135V70H134ZM134 71H133V72H134ZM141 71H142V70H141ZM141 71H140V72H141ZM173 71H175L174 73L176 74L177 71H176L175 67H174ZM185 71H186V70L183 71L184 74H185ZM188 71H189V70H188ZM188 71H187L186 73H187V75L189 76ZM19 72H20V71H19ZM24 72H25V71H24ZM135 72H136L135 74L138 73L137 70H136ZM140 72H139V73H140ZM165 72H164V73H165ZM262 72H263V70H262ZM262 72H261V73H262ZM16 73H17V72H16ZM16 73H15V74H16ZM105 73H106V72H105ZM141 73H142V72H141ZM141 73L139 74V76L141 75ZM161 73H162L163 75H161ZM183 73H182V74H183ZM245 73H247L248 75H246ZM256 73H257V72H256ZM256 73L253 74V78H254V75L257 76ZM15 74L13 73V75H15ZM20 74H21V73H20ZM26 74H27V73H26ZM30 74H31V73H28L29 78H30V76H31ZM237 74H238V75H237ZM127 75H128V76H127ZM144 75H146V73H145ZM179 75H180V73H179ZM236 75H237V76H236ZM244 75L241 76V74H240V76H241L242 79H246V78H247V77H245ZM259 75H260V74H259ZM16 76H17V74H16ZM23 76H24V74H23ZM26 76H27V75H26ZM98 76H99V77H97V78L101 79V78H100V75H98ZM111 76H113V74L109 75V77H111ZM126 76H127V79L129 78V79H128V82L130 81V79H132V83H133V81H136L135 84L133 83L134 86H137V87H140V86H141V87L138 88V89H136V90H134V89H133L134 87L132 88V87L130 86V84L126 83V82H127V81H126ZM168 76H169V82H170V81L173 82L174 79H173V77H172V73H171L170 75L168 74ZM170 76L172 77V80L170 79ZM173 76H174V74H173ZM183 76L185 77L186 75H183ZM183 76L181 75V77H183ZM243 76H244V78H243ZM256 76H255V77H256ZM11 77H12V76H11ZM101 77H102V76H101ZM106 77H107V76H106ZM184 77H183L182 79H185ZM194 77H196V76L194 75ZM197 77H198V76H197ZM233 77H232V78H233ZM249 77H251V75H250ZM261 77H264V76L261 75L259 78H261ZM13 78H14V76H13L11 79H13ZM16 78H17V77H16ZM29 78H28V79H29ZM36 78H37V77H36ZM68 78H69V79H68ZM70 78H71V79H70ZM241 78L236 79L234 82H233V81L231 82V79H229V81H230L229 83L232 84V86H231V85H230V86H231L232 88H235L234 85L236 86V84H238L236 81L238 80V82H239V80H241ZM253 78H248V79H249V80H250V79L252 80ZM6 79H7L8 81H9V80L12 81L11 79H8V78H6ZM17 79H18V78H17ZM24 79H25V78H23V80H24ZM38 79H39V77H38ZM178 79H179V78H178ZM178 79H176L177 82H175V83L173 82L175 85H176V84H179L178 82L182 81L181 79H180V81H179ZM187 79H188V78H186L185 80H187ZM189 79H190V78H189ZM189 79H188V80H189ZM254 79H255V78H254ZM256 79H257V77H256ZM256 79L253 80V81L256 82ZM33 80H34V79H33ZM47 80H48V81H47ZM63 80H65V82H64ZM66 80H67V81H66ZM82 80H83V82L80 83V81H82ZM84 80H85V81H84ZM87 80H88V81H87ZM114 80H115V81H114ZM193 80H194V79H193ZM249 80H248V82H251V80H250V81H249ZM14 81H15V80H14ZM38 81H39V80H38ZM75 81H76V82H75ZM161 81H162V80H161ZM165 81H166V80H164V82H165ZM167 81H168V78H167ZM183 81H184V80H183ZM183 81H182V83H183ZM189 81H191V80H189ZM241 81H242V82H241ZM241 81L239 82L240 84H238L239 86H238V85H237V86L240 87V85H241V86H243L242 88L240 87L239 89H236V90L233 89L234 92H231V91H232L231 89H230L231 91L228 90V89H227V90L230 91V92L233 93V94H234L235 92H237V90H240V91H241V95H240L241 97L239 96L240 93H239V94H236V96L238 95V97H240V98L242 99V98L244 97V93H243V91H248L246 88L249 89V88H252L253 86H251L252 83H251V85H250V84H247V86H246V85L244 86V80H241ZM25 82H26V81H25ZM27 82H29V81H27ZM27 82H26V83H27ZM30 82H32V80H31ZM30 82H29V85H28L29 88H30V86H32V84H33V82H32V84H31ZM53 82H54V83H53ZM57 82H56V83H57ZM59 82H58V83H59ZM63 82H64V83H63ZM89 82H90V83H89ZM235 82H236V84H235ZM254 82H253V85H255L254 87H256V86H257L256 84H258V82H257V83H254ZM259 82H260V81H259ZM261 82L264 83V79H263V81L261 80ZM6 83H8V82L6 81ZM12 83H13V82H12ZM15 83H16V82H15ZM17 83H18V82H17ZM26 83H25V85H26ZM34 83H35V82H34ZM65 83H66V84H65ZM88 83H89V84H88ZM173 83H172V84H173ZM180 83H181V82H180ZM242 83H243V84H242ZM245 83H246V82H245ZM4 84H5V83H4ZM21 84H23V83H21ZM36 84H37V82H36ZM87 84L89 85V88L87 87ZM101 84H102V85H101ZM107 84H106V85H107ZM133 84H132V85H133ZM233 84H234V85H233ZM6 85H7V84H6ZM149 85H150V86H149ZM228 85H229V84H228ZM263 85H264V84H263ZM13 86H14V84H13ZM18 86H19V85H18ZM74 86H73V87H74ZM94 86H93V87H94ZM100 86H101V87L103 86V83H102V82L100 83ZM147 86H148V87H147ZM152 86H153V88H152ZM237 86H236V88H237ZM248 86H251V87H248ZM1 87H2V86H1ZM23 87H24V85H23ZM23 87H21V88L24 89ZM45 87H46V90H45ZM54 87H55V86H54ZM67 87L69 88V86H67ZM67 87H66V90H67ZM75 87H76V86H75ZM96 87H95V89H97ZM164 87H165V90H166L165 92H167V89L169 88L168 85H167L168 88H167L165 85H164ZM173 87H174V85L172 86V88H173ZM226 87L228 88L227 85H226ZM8 88H9V87H7V89H8ZM26 88H27V87L25 86V89H26ZM29 88H27V89H29ZM70 88H72V87H70ZM83 88H84V89H83ZM158 88H159V90H162L163 92L160 91V93H159V92L157 93V89H158ZM256 88H257V89H258V88L261 89V86H260V87L258 86V87H256ZM4 89H5V87H4ZM7 89H6V92H7ZM25 89H24V90H25ZM27 89H26V90H27ZM30 89H31V88H30ZM30 89H29V90H30ZM41 89H42V91H41ZM74 89H75V88H74ZM102 89H103V91H104V90L107 91L106 88H102ZM132 89H133V90H132ZM257 89H256V90H257ZM13 90H14V88H13ZM26 90H25V92H26ZM53 90H54V89H51V91H53ZM59 90H60V91H59ZM70 90H71V89H70ZM81 90H82V91H81ZM112 90H113V89H112ZM119 90H120V91H119ZM168 90H169V89H168ZM173 90H174V88H173ZM253 90H255V89L253 88ZM261 90H263V88H262ZM0 91H1V94H2V89H0ZM21 91H22V90H21ZM51 91L49 90L48 94H50ZM79 91H78V92H79ZM108 91H107L106 94H110ZM228 91H227V94L229 95L230 92H228ZM240 91H239V92H240ZM257 91H259V89H258ZM8 92H9V91H8ZM11 92H12V91H10V97H11ZM44 92H43V93H44ZM68 92H69V91H68ZM68 92H67V94H68ZM75 92H76V91H75ZM122 92H123V93H122ZM174 92H176V91H173V93H174ZM249 92H250V96L253 95V93H252L253 91L251 92V90H249ZM15 93H16V92H14V94H15ZM20 93H21V92H20ZM28 93H30V92H28ZM37 93H38V92H37ZM37 93L32 92V93H30V94H31V95L34 94L33 97L35 98V96H36L35 94H37ZM52 93H53V92H52ZM55 93H53V94H55ZM65 93H66V92H65ZM73 93H74V92H73ZM112 93H111V94H112ZM130 93H131V94H130ZM171 93H172V92H171ZM171 93H170V95H171ZM173 93H172V94H173ZM183 93H184V92H183ZM225 93H226V92H225ZM231 93H230V94H231ZM4 94H5V93H4ZM4 94H3V95H4ZM6 94H7V93H6ZM53 94H50V95H51V99H52ZM61 94H60V97H61V99H62V98H63V97H62L63 95H61ZM75 94H76V93H75ZM77 94H78V93H77ZM111 94H110V95H111ZM233 94H232V95H233ZM247 94H249V93H247ZM259 94L263 96L262 92H260ZM7 95H8V94H7ZM40 95H41V94H40ZM50 95H49V96H50ZM64 95H65V94H64ZM83 95H85L84 92L82 93L81 96H83ZM110 95H109V96H110ZM225 95H226V94H225ZM225 95L222 96L223 99H224V96H225ZM228 95H227V96H228ZM232 95H231V96H232ZM245 95H246V94H245ZM257 95H258V94H257ZM257 95H255V96H257ZM260 95H259V96H260ZM0 96H1V95H0ZM20 96H21V95H20ZM26 96H28L27 93H26ZM49 96H48V98H47L48 100H49ZM67 96H69V98H70V94L67 95ZM67 96H66V97H67ZM111 96H114V95H111ZM125 96H124V99L126 98ZM168 96H169V93H168ZM168 96H167V99H168ZM206 96H207V95L202 96V100L205 99ZM234 96H235V95H233V97H234ZM255 96H254V97H255ZM1 97H2V96H1ZM1 97H0V98H1ZM10 97H9V99H10ZM12 97H13V96H12ZM12 97H11V101H12ZM14 97H16L17 100H18V93H17V96H14ZM36 97H37V98H36L37 100H35V99H34V100H35V101H38L39 98H38V96H36ZM44 97H45V96H44ZM44 97H43V95H42V97H41L40 100H42V98H44ZM71 97H72V96H71ZM79 97H80V96H79ZM130 97L128 96V100L125 99L126 104H127V101H130V100H131ZM160 97H161V96H160ZM160 97H157V99L160 98ZM169 97H170V96H169ZM203 97H204V98H203ZM219 97H220V96H218V101H217V102L224 101L222 98H221L222 100H221V99L219 100ZM228 97H229V96H228ZM251 97H253V96H251ZM254 97H253V98H254ZM257 97H258V96H257ZM4 98H7V97L5 96ZM19 98H20V97H19ZM30 98H31V97H29V99H30ZM67 98H68V97H67ZM67 98H66V99H67ZM72 98H73V97H72ZM161 98H162V97H161ZM206 98L209 100L208 96H207ZM225 98H226V99H225L226 101H227V100H231V98H228V99H227V97H225ZM246 98L248 99V97H245V98H243L244 100H243V99H242V100L245 102V99H246ZM255 98H256V97H255ZM255 98H254V99H255ZM263 98H264V97H263ZM263 98H260L261 100L259 99V101L261 102ZM20 99H21V98H20ZM24 99H25V98H24ZM45 99H46V98H45ZM70 99H71V98H70ZM124 99H123V100H124ZM155 99H156V98H155ZM155 99H154V101H155ZM163 99H164V97H163ZM207 99H205V101H206ZM234 99H235V98H232V100H234ZM238 99H239V98H238ZM238 99L235 100V102L238 101V104H239L240 102H239ZM241 99H240V100H241ZM0 100H1V99H0ZM13 100H14V102H15V99H14V98H13ZM26 100H27V99H26ZM32 100H33V98H31L30 101H32ZM34 100H33V103L35 102ZM43 100H44V99H43ZM54 100H55V99H54ZM59 100H60V98H59ZM59 100L57 99V100H55V101H59ZM63 100H65V98H64ZM71 100H72V99H71ZM78 100H80V99H78ZM119 100H120V99H119ZM250 100H251V99H250ZM250 100H249V101H250ZM255 100H256V99H255ZM255 100H253V101H254V102H253V105H254V103H255ZM263 100H264V99H263ZM2 101H3V100H2ZM2 101H1V105H2ZM11 101H9V102L11 103V104H10V107L12 106V107L14 108V105H13L14 102L12 101V102H13V103H12ZM22 101H23V99H22ZM72 101H74V100H72ZM72 101H70V102H72ZM117 101H115V102H117ZM150 101H151V100H150ZM211 101L213 102V100H211ZM243 101H242V102H243ZM257 101H258V100H257ZM257 101H256V102H257ZM7 102H8V101H7ZM7 102H6V103H7ZM19 102H20V101H19ZM27 102H28V101H27ZM49 102H52V101L49 100ZM62 102H63V101H61V103H62ZM65 102H66V100H65ZM118 102L121 103V102H122V99H121L120 101H118ZM166 102H167V101H166ZM207 102H208V101H207ZM235 102H234V103H235ZM251 102H252V101H251ZM260 102H259V103H256L255 105H256V106H260V105H261ZM3 103H4V101H3ZM17 103H18V102H16L15 104H17ZM31 103H32V102H31ZM31 103H30V104H31ZM37 103H38V102H37ZM46 103H47V102H46ZM53 103L56 104V102H53ZM53 103H50V105H52ZM63 103H64V102H63ZM68 103H69V102H68ZM106 103H107V102H106ZM123 103H124V102H122V104H123ZM224 103H225V102H224ZM226 103H227V102H226ZM245 103H246V102H245ZM7 104H8V103H7ZM23 104H24V102H23ZM23 104H22V105H23ZM43 104H45L44 101H43ZM64 104H65V103H64ZM69 104H70V103H69ZM71 104H72V103H71ZM74 104H75V101H74L73 105H74ZM77 104L79 105V102H78V101H77ZM80 104H82V103H80ZM110 104H111V103H110ZM118 104H119V103H118ZM122 104H121V105H122ZM126 104H125V105H126ZM241 104H242V103H241ZM241 104H239V105H241ZM257 104H258V105H257ZM259 104H260V105H259ZM19 105H20V104H19ZM19 105H18V106H19ZM24 105H25V104H24ZM39 105H40V103H39ZM45 105H46V104H45ZM45 105H44V106H45ZM57 105H58V106H61V105H59V102L57 103ZM66 105H68V104H66ZM29 106H30V105H29ZM31 106H33V104H31ZM34 106H35V107H31V108L33 109V111H36V110L39 109V108H38V109L35 110L37 104L35 105V103H34ZM62 106H63V105H62ZM64 106H65V105H64ZM64 106H63V107H64ZM68 106H69V105H68ZM70 106H71V105H70ZM70 106H69V107H70ZM19 107H20V106H19ZM25 107H27V106H25ZM47 107H48V106H47ZM56 107H57V106H56ZM56 107H55V108H56ZM71 107H73V106H71ZM80 107H81V105H80ZM85 107H86V106H85ZM111 107H112V106H111ZM5 108H6V107H5ZM53 108H54V107H53ZM57 108H58V107H57ZM130 108H131V107H130ZM6 109H7V111H8L9 108H6ZM14 109H15V108H14ZM14 109H13V112L16 111V110L14 111ZM16 109H17V105H16ZM29 109H30V108H29ZM29 109H28V108H27V109L24 108V111L26 110V112H28ZM40 109H41V108H40ZM68 109H69V108H68ZM71 109H72V108H71ZM76 109H77V108H76ZM86 109H89V108H86ZM90 109H91V108H90ZM109 109H110V108H109ZM114 109H115V108H114ZM122 109H123V107H122ZM122 109H121V112H122ZM18 110H19V109H18ZM27 110H28V111H27ZM46 110H47V109L45 108L44 111H41L42 114H46V112H45ZM49 110H50V109H49ZM53 110H55V109H53ZM115 110H117L118 112H120V111L118 110V108L115 109ZM123 110H124V109H123ZM31 111H32V110H31ZM31 111H30V112H31ZM33 111H32V112H33ZM47 111H48V110H47ZM50 111H52V110H50ZM69 111H70V110H69ZM72 111H74V110L72 109ZM72 111H71V112H72ZM81 111H82V110H81ZM113 111H114V110H113ZM11 112H12V111L10 110V113H11ZM16 112H17V111H16ZM20 112H21V111H19V112L16 113V114H12V113H11L12 116H13V118L10 117V120H11V119L14 120L15 116H18L17 114H19ZM26 112H25V114L27 115L28 113H26ZM36 112H37V111H36ZM36 112H35V113L33 112V113L35 114V116L38 114V116L40 117V110H38L39 113H38V112L36 113ZM76 112H78V111L76 110ZM5 113H6V112H5ZM7 113H8V112H7ZM21 113H22V112H21ZM21 113H20V114H21ZM48 113H49V111H48ZM52 113H53V111H52ZM60 113H61V111H59V113H58L59 115H58V116H60ZM72 113H73V112H72ZM72 113H71V115H72L74 118H76V117L74 116V114H72ZM81 113H82V112H81ZM109 113H110V112H109ZM112 113H114V112H112ZM115 113H116V112H115ZM122 113H123V112H122ZM126 113H128V114H126ZM23 114H24V113H23ZM42 114H41V115H42ZM63 114H64V113H63ZM67 114H68V113H67ZM79 114H80V113H79ZM116 114H117V113H116ZM118 114H120V113H118ZM141 114H142V113H141ZM4 115H5V114H4ZM48 115H49V114H48ZM50 115H51V113H50ZM53 115H54V114H52L51 116H53ZM55 115H56V113H55ZM109 115H110V114H109ZM126 115H127V116H126ZM21 116H22V114H21ZM21 116H20V117H21ZM23 116H24V115H23ZM29 116H30V115H29ZM29 116L27 115L26 118H28ZM63 116H64V115H63ZM114 116H115V115H114ZM130 116H128L127 118H129ZM6 117H7V120H8L9 114H7ZM18 117H19V116H18ZM20 117H19V118H20ZM33 117H34V116H33ZM33 117H32V119H34ZM36 117H37V116H36ZM43 117H45V116L43 115ZM43 117H41V118H43ZM47 117H48V116H47ZM47 117L44 118V119H47ZM53 117H54V116H53ZM56 117H57V116H56ZM56 117H54V118H56ZM61 117H62V115H61ZM109 117H110V116H109ZM19 118H18V119H19ZM22 118H23V117H22ZM41 118H40V119H41ZM48 118H49V117H48ZM112 118H114V123H115V117H112ZM116 118H117V115H116ZM119 118H120V117H118V119H119ZM121 118H122V117H121ZM16 119H17V118H16ZM40 119H37V118H36L35 121H36V120L38 121V120H40ZM70 119H72V118H70ZM4 120H5V119H4ZM73 120H74V119H73ZM109 120H110V119H109ZM116 120H117V119H116ZM121 120H122V119H121ZM121 120L119 119V121H121ZM14 121H16V120H14ZM33 121H34V120H33ZM110 121H111V120H110ZM250 121H251V120H250ZM6 122H7V121H6ZM68 122H69V121H68ZM107 122H108V121H107ZM117 122H118V121H117ZM251 122H252V121H251ZM7 123H8V122H7ZM71 123H72V122H71ZM112 123H113V120H112ZM9 124H10V123H9ZM72 124H73V123H72ZM116 124H117V123H115V124H113V125L115 126ZM107 125H108V123L106 124V127H105L106 131L108 130V126H107ZM111 125H112V124H111ZM117 125H118V124H117ZM260 126H261V125H260ZM115 127L118 128V126H115ZM115 127H114V128H115ZM258 127H259V126H257V128H258ZM114 128H113V131H115V135H114V136H116L117 139H118V137L120 138V136H118V135H121V132H119V131L117 132L116 130H114ZM260 128H261V127H260ZM260 128H259V129H260ZM105 129H104V132H105ZM110 129H111V127H110ZM244 129H245V127H244ZM247 129H249V127H247ZM253 129H254V128H253ZM97 130H98V129H97ZM97 130H94V132L96 133ZM119 130H120V129H119ZM254 130H256V129H254ZM261 130H262V128H261ZM99 131L101 132V129H99ZM108 131H109V130H108ZM249 131H250V129H249ZM102 132H103V130H102ZM102 132H101V133H102ZM109 132H110V131H109ZM109 132H107L108 134H106V132H105V134H104V135H105V139H104V140H103V136H102V138H101V136H100L99 138H96V136L93 135V136H95V138H96L97 140H99V144H97V141H96L95 143L92 142V145H93V144H94V145L96 144L95 146H98V147H99V146L102 144V142L104 143L105 140L108 138L107 135L109 136ZM116 132H117L118 135L116 134ZM244 132H245V131H244ZM110 133H111V132H110ZM112 133H113V132H112ZM112 133H111V134H112ZM119 133H120V134H119ZM92 134H93V133H92ZM122 134H123V138H124V132H123ZM99 135H101V134H99ZM102 135H103V134H102ZM112 135H113V134H112ZM112 135H111L110 137H112ZM91 136H92V135H91ZM93 136H92V137H93ZM114 136H113V137H114ZM97 137H98V136H97ZM106 137H107V138H106ZM116 137H115V138H116ZM115 138H114V139H113V138L111 139V140H114V142H113V141H112V142L110 141V142H111L110 144H114V143L117 144V142L119 141L120 144H119V143H118V144L121 145V144H122V139H123V138H122L121 140L118 139L117 142H115V140H117V139H115ZM96 139H95V140H96ZM85 140H86V139H85ZM95 140H94V138L92 139V141H95ZM100 140H101L102 142H100ZM109 140H110V138H109ZM109 140L107 139L106 141L108 142ZM86 141H87V140H86ZM90 141H91V140H89V142H90ZM108 144H109V142H108ZM84 145H86L85 142H84ZM89 145H90V143H89ZM89 145H88V147L90 148V146H92V145H90V146H89ZM105 145H106V142H105ZM80 146L83 147L82 145H80ZM102 146H103V144H102ZM117 146H118V145H117ZM142 146H143V144H142ZM142 146H140V147H142ZM85 147H87V146H85ZM88 147H87V148H88ZM103 147H105V146H103ZM91 148H94V146L91 147ZM197 148H200V147H197ZM204 148L206 149V147H204ZM207 148H208V147H207ZM201 149H202V148H201ZM210 149H211V148H210ZM92 150H93V149H92ZM196 150H197V149H196ZM199 150H200V149H199ZM199 150H198V151H199ZM206 150H207V149H206ZM206 150L204 151V149H202V151H204V152H206ZM211 151L214 152L212 149H211ZM211 151H210V152H209V151L206 152L205 154L208 153L206 156H208L210 159H211V158H214V160H216V159H215L216 157H211ZM117 153H118V151H117ZM200 153H201V152H200ZM209 153H210V154H209ZM197 154L199 155V153H197ZM205 154H204V157H206ZM214 154H216V153H214ZM214 154H212V155L214 156ZM202 155H203V152H202ZM217 156H219V155H217ZM208 157H206V158H208ZM206 158H205V160L207 161ZM219 158H220V157H219ZM205 160H204V161H205ZM210 161H211V160H210ZM219 161H220V160H219ZM223 161H224V160H223ZM223 161H222V163H223ZM220 162H221V161H220ZM196 163L198 164L199 162L197 161ZM196 163H195V164H196ZM204 163H205V162H204ZM204 163H203V165L205 166L207 163H209V161H208L207 163H205V164H204ZM216 163H217V162H216ZM222 163H221V167H222L223 171H225V168L222 166V165H223ZM226 163H228V162H226ZM200 164H201V163H200ZM211 164H212V162H211ZM201 165H202V164H201ZM212 166H213V165H212ZM212 166H211V167H212ZM227 166H228V165H227ZM227 166H225V167L228 168ZM198 167H199V166H198ZM211 167H209V164H208V168H210V170H211ZM201 168H207V165H206V167H203V166H202ZM198 169H199V168H198ZM212 169H213L212 171L214 172V169H215V168H212ZM205 171H206V170H205ZM207 171H208V169H207ZM207 171H206V172H207ZM220 171H221V170H220ZM220 171H219V172H220ZM226 171H227V170H226ZM226 171H225V172H226ZM203 172H204V170H203ZM206 172H205V173H206ZM200 173H202V172H200ZM226 173H227V172H226ZM98 176H101V175H98ZM98 176H97V178H98ZM224 176H225V174H224ZM224 176H223V178H224ZM100 178H103V177H100ZM200 181H201V180H200ZM203 183H204V182H203ZM207 183H208V182H207ZM198 184H199V183H198ZM216 185H217V184H216ZM200 186H201V183H200ZM203 187H204V186H203ZM228 189H229V188H228ZM232 190H233V189H232ZM182 191H184V190H182ZM182 191H181V194L179 193L180 196H183V194H184ZM184 192H186V191H184ZM203 192H204V191H203ZM182 193H183V194H182ZM185 194H186V193H185ZM185 194H184V197H182V199L185 198ZM148 199L151 201L150 198H147V200H148ZM145 200H146V199H145ZM149 200H148V201H149ZM164 200H165V199H164ZM164 200H163V202H164ZM160 201H161V200H160ZM160 201H158V203H159ZM142 202H143V201H142ZM215 202H216V201H215ZM152 203H153V201H152ZM158 203H157V204H158ZM167 203H168V201H167ZM161 204H162V202H161L159 205H161ZM219 204H222V203L219 202ZM162 205H163V204H162ZM217 205H218V204H217ZM217 205H216V206H217ZM218 206H219V205H218ZM225 206H227V205H225ZM162 207H163V206H162ZM222 208H223V207H222ZM222 208H221V209H222ZM218 209H220V207H219ZM224 210H225V209H224ZM203 211H205V209H204ZM140 212H141V211H139L138 213H140ZM199 212H200V211H199ZM201 212H202V211H201ZM218 212H219V211H218ZM203 213H204V212H203ZM207 213H208V212H207ZM132 214H133V213H132ZM132 214H131V215H132ZM136 214H137V213H136ZM221 214H222V213H221ZM229 214H230V213H229ZM223 215H224V214H223ZM133 216H135V215L133 214ZM138 217H139V216H138ZM218 217H219V216H218ZM131 218H132V217H131ZM131 218H130V219H131ZM130 219H129V220H130ZM129 220H128V221H129ZM131 220H133V219H131ZM131 220H130V221H131ZM229 220H230V219H229ZM126 221H127V219H126ZM226 221H227V220H226ZM231 221H232V220H231ZM217 222H218V221H217ZM224 222H225V220H224ZM232 222H233V221H232ZM123 223H125V222L123 221ZM131 223H132V222H131ZM96 224H97V222H96ZM96 224H94V225H96ZM99 224H101V223H99ZM121 224H122V223H121ZM121 224L119 225V227L121 226ZM218 224L220 225L219 222H218ZM230 224H231V223H230ZM92 225H93V224H91V226H92ZM94 225H93V226H94ZM123 225H124V224H123ZM178 225H179V224H178ZM215 225H216V224H215ZM222 225H223V224H222ZM226 225H227V224H226ZM97 226H99V225H97ZM100 226H101V225H100ZM117 226H118V225H117ZM117 226H116L115 229H117V230H118V229L121 230V229L118 228ZM101 227L103 228V225H102ZM122 227H125V226H122ZM88 228H89V227H88ZM95 228H96V227H95ZM104 228H105V227H104ZM108 228H109V227H108ZM110 228H111V227H110ZM113 228H114V227H113ZM180 228H181V227H180ZM214 228H215V227H214ZM222 228H223V226H222ZM83 229H84V228H83ZM90 229H91V228H90ZM93 229H94V228H93ZM99 229H100V228H99ZM115 229H113V230H115ZM124 229H126V228H123V231H124ZM223 229H224V228H223ZM227 229H228V228H227ZM97 230H98V228H96V231H97ZM103 230H104V229H103ZM106 230H107V228H105V230H104V232H103L104 234H105V231H106ZM108 230H109V229H108ZM117 230H116V233H118ZM119 230H118V231H119ZM84 231L87 232L88 230L84 229ZM101 231H102V230H101ZM111 231H112V230H111ZM111 231L109 230L108 233L106 232V233H107V236H106V237L109 236V232H111ZM126 231H127V230H125L124 233H126ZM218 231H219V230H218ZM226 231H227V230H226ZM81 232H82V231H81ZM88 232H89V231H88ZM91 232H92L91 235H92L93 238L95 237V235L98 234V236H100V238L103 239V241H100V240H99L100 243H101V242H102V243H103V242L105 243V240H106L107 238L105 239V237L103 236V234H102L101 232L97 231L98 233L96 232L97 234H94L95 230H94V232H93L92 229H91ZM114 232H115V231H114ZM114 232H113L112 234H114ZM121 232H122V230H121ZM219 232H220V231H219ZM222 232H223V231H222ZM224 232H225V231H224ZM84 233H85V232H84ZM99 233H100L101 235H99ZM119 233H120V232H119ZM127 233H128V232H127ZM178 233H179V232H178ZM85 234H86V233H85ZM89 234H90V233H89ZM89 234L87 233L86 236L88 237ZM93 234H94V236H93ZM112 234L110 233V236H111V237H112ZM180 234H181V232H180ZM219 234H220V233H219ZM105 235H106V234H105ZM117 235H118V234H117ZM221 235H222V234H221ZM113 236H115V234H114ZM120 236H121L122 238H121ZM120 236H119V237H120V238H119L120 241H122L124 237H125L124 239H126L127 236H129V237H128V240L130 239V235H127V236H124V237H123L122 234H121ZM84 238H85V237H84ZM100 238H99V239H100ZM113 238H114V237H113ZM133 238H134V237H132V239H133ZM179 238H180V237H179ZM80 239H82V238L80 237ZM87 239H88V238H87ZM95 239L97 240V237L94 238V240H95ZM108 239H110V238L108 237ZM114 239H115V238H114ZM114 239H113V240H114ZM119 239H118V240H119ZM121 239H122V240H121ZM88 240H90V242L92 241V239H88ZM88 240H86V242H87ZM96 240H95V241H96ZM115 240H116V239H115ZM133 240H134V239H133ZM83 241H84V240H82V242L80 241V242H81L80 244H82ZM107 241L109 242L110 240H107ZM107 241H106V242H107ZM90 242H89V243H90ZM108 242H107L106 244H109V243L111 242V244L108 245V246H110V249H109V251H110L111 248H112V249L114 248V246H112V244H113L112 241H110L109 243H108ZM115 242H116V241H115ZM128 242H129V241H128ZM178 242H179V241H178ZM181 242H182V241H181ZM84 243H85V241H84ZM87 243H88V242H87ZM87 243H86V244H87ZM98 243H99V242H98ZM100 243H99V247H98V249L101 247V244H100ZM104 243H103V244H104ZM124 243H125V242H123V243H121V244H124ZM133 243H134V246H133V247L135 248V246H137L138 244H136L137 242H133ZM133 243H132V244H133ZM94 244H97V241L94 242ZM106 244H105V247H106ZM115 244H116V243H115ZM119 244H120V242H119ZM126 244H127V243H126ZM132 244H129L130 247H132V246H131ZM87 245H89V244H87ZM87 245H86V246H87ZM90 245H92V244H90ZM127 245H128V244H127ZM139 245H140V244H139ZM139 245H138L137 247H138V248H141V246L139 247ZM183 245H184V244H183ZM75 246H76V245H75ZM79 246H80V245H79ZM86 246H85V248H87ZM92 246H93V245H92ZM116 246H118V244H117ZM119 246H120V245H119ZM123 246H124V245H122V250H123ZM82 247H83V246H82ZM126 247H127V246H126ZM133 247H132V248H133ZM74 248H75V247H74ZM74 248H73V249H74ZM85 248H83V249L85 250ZM91 248H92V247H91ZM94 248H95V247H93V249H94ZM106 248H107V247H106ZM117 248H119V247H116V248H115L114 250H112V251L115 252V250H116ZM132 248H131V249H132ZM73 249H72V250H73ZM88 249H89V247H88ZM93 249H92V251H93ZM96 249H97V247H96ZM103 249H104V246H103ZM103 249H101V250H103ZM90 250H91V249H90ZM104 250H105V249H104ZM117 250H118V249H117ZM120 250H121V249H120ZM120 250H119V251H120ZM125 250H126V248H125ZM128 250L131 251L129 248H128ZM128 250H127V251H128ZM139 250H140V249H138V251H139ZM86 251H87V250H86ZM127 251H126V252H127ZM129 251H128V252H129ZM132 251L134 252L133 249H132ZM140 251H141V250H140ZM70 252H71V251H70ZM128 252H127V254H128ZM135 252H137V248H136V251H135ZM135 252H134V253H135ZM179 252H180V251H179ZM183 252H184V251H183ZM183 252L181 251V253H178V254H184L185 252H184V253H183ZM87 253H88V252H87ZM89 253H91V252H89ZM92 253H94V254L97 253V250H96V251L94 250ZM99 253H100V251H99ZM109 253H110V252H109ZM115 253H116V252H115ZM117 253H119V252H117ZM117 253H116V254H117ZM134 253H133V254H134ZM106 254L108 255L107 252H105V254H104V251H103L102 255H105V256H106ZM112 254H113V253H112ZM133 254H132V255H133ZM100 255H101V253H100ZM113 255H114V254H113ZM92 256H94V255H92ZM95 256H97V254H96ZM105 256H104V259H106ZM109 256L111 257V255H109ZM135 256H136V255H135ZM98 257H99V255H98ZM98 257H97V258H98ZM116 257H118V256L116 255ZM133 257H134V255H133ZM118 258H119V257H118ZM130 258H131V257H130ZM197 258H199V257H197ZM109 259H110V258H109ZM115 259H116V258H115ZM119 259H120V258H119ZM122 259H123V258H122ZM111 260H112V259H111ZM197 260H198V259H197ZM197 260H196V261H197ZM198 264H199V263H198ZM200 264H201V263H200Z\"/></svg>", "mask_w": 264, "mask_h": 264}]
</instances>
